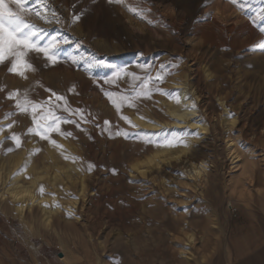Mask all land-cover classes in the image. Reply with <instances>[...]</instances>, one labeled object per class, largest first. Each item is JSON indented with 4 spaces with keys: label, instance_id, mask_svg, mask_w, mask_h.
Segmentation results:
<instances>
[{
    "label": "rangeland",
    "instance_id": "1",
    "mask_svg": "<svg viewBox=\"0 0 264 264\" xmlns=\"http://www.w3.org/2000/svg\"><path fill=\"white\" fill-rule=\"evenodd\" d=\"M6 2L15 8L11 0ZM34 2L28 0L29 5ZM46 3L48 10L44 14L50 24L34 16L29 19L46 28L49 34L67 39L68 43L61 46L62 53L85 60L44 67L42 59H35L37 71L28 72L27 79L9 73L7 63L0 65L3 89L0 127L5 134L0 136L5 143H0V168L11 164L14 158L21 165L30 155L33 168L42 175L47 173V178L52 177L49 150L56 147L35 134H27V129L34 126L32 110L17 111L8 93L19 90L22 97L27 91L29 99L42 103L55 92L65 98L59 102L57 114L80 123V128L74 123H61L62 131L73 133L71 137L56 132L48 135L61 142L63 149L57 148L58 152L76 149L70 160L84 173L87 188L76 205L78 214H72L70 208L63 209L64 215L60 223L54 222V229L43 222L39 209L30 212L33 217L28 213L30 217L26 215L20 220L4 214L0 203L3 233L0 244L8 248L6 257L2 258L0 253V264H70L63 256L74 264H95L97 257L102 263L111 264L122 248L117 245V249L115 241L131 248L137 237L153 246L159 236H164L169 251L178 254V247L190 233L195 241L184 253L190 254L189 264H264L261 249L264 228L259 219L264 214L259 198L264 188V167H258L263 174L260 183L252 180L245 187L246 183L240 180L242 166L252 157L251 146L257 139H264V50H260L264 45L261 31L264 0H123L112 4L108 0H46ZM130 8L145 11L137 15ZM74 16L80 18L74 21ZM96 60L104 61L105 66L93 67L91 74L84 70L85 61ZM161 63L168 65L170 74L162 83L153 82L149 87L180 91L173 87L184 82L187 87L184 93L192 95L198 106L195 116L202 118L203 123L195 118L196 127L174 122L166 109L169 98L159 92H152L150 98L140 97L135 108L125 104L119 112L105 95L111 93L116 98L132 95L138 89L140 82L122 69L142 78L154 77ZM149 65L151 70L146 72ZM115 72L121 73L120 78L115 83H104V78ZM51 98L55 102V97ZM65 107L70 111L82 109L88 122L63 111ZM46 110L42 114L46 115ZM7 113L12 115L6 117ZM122 115L138 128L131 129L121 119ZM105 120L110 122L112 132L127 130L130 137L110 138L103 131ZM231 120L234 124L229 129ZM141 121L156 126L139 125ZM200 123L207 129H201ZM8 124H12L11 129ZM160 128L177 131L186 128L189 132L198 129L200 135L187 137L192 139L187 149L170 148L168 153L174 154L167 160L161 153L156 158L160 161L158 166L157 160L145 165L149 153L160 147L137 137ZM20 132L30 137L29 145L23 142L16 147L5 138ZM9 148L12 150L8 151ZM236 150L243 161L234 157ZM201 163L206 165V171L198 177L191 167ZM89 164L94 165L91 171ZM134 164L148 170L139 174ZM79 188L77 182L71 185L69 197L75 198ZM62 195L58 192V196ZM190 218H194L196 227H187ZM4 220L10 222L12 234L8 227L3 228ZM64 221L73 225L64 228ZM23 243L29 244L31 253L23 249Z\"/></svg>",
    "mask_w": 264,
    "mask_h": 264
},
{
    "label": "bare ground",
    "instance_id": "2",
    "mask_svg": "<svg viewBox=\"0 0 264 264\" xmlns=\"http://www.w3.org/2000/svg\"><path fill=\"white\" fill-rule=\"evenodd\" d=\"M173 88L180 89L179 93H182L181 103L177 104L175 102V99H168L166 103V109L168 115L171 118H174L173 121L176 123H190L189 125L191 127H196L197 121L194 120V118H196L195 116L197 112L196 107L198 106H196V104L194 103L195 100L193 99V97H191L192 95L190 93L187 94L184 93V91L187 88L184 82L176 83ZM184 97H189V99L185 100ZM193 103L196 106L195 108L190 109L189 107H186V105L191 106ZM2 119L3 118L0 113V120ZM133 119L140 120L138 117H134ZM188 119L191 120L188 121ZM233 124L234 122L233 120H231L228 126L229 129L233 127ZM139 125L145 127H151L155 124L148 123L146 121H141ZM199 126L201 129H207L205 128L204 124H201ZM2 134H4V129L3 131H0V136ZM19 134L21 136V143L24 142L26 145H29L30 143L28 142H30L29 141L30 137L29 136L24 137L25 136L24 132H20ZM261 136L262 135H260V137ZM2 137H0V139H2ZM191 141L192 139H187V147H183V148L187 149ZM4 144L5 143L3 142V145ZM58 144L62 146L61 142H58ZM250 144H253L252 141ZM250 144L248 145V147L250 146ZM251 147L253 148H251L249 154L252 155V157L248 159L249 162L245 163V165L242 166V175L246 177L242 179L243 177L242 176L240 178L242 184L246 183L245 187L249 186L252 180L256 181L257 183H260V176L261 177L263 176V174L259 173L258 167L259 166L264 167V139H257L256 143ZM61 148L63 149V146ZM65 149L66 150L64 151L62 150L61 152L60 151L58 152L57 148L51 147L49 150V152L51 153V161L48 167L52 168V173H53L51 178H47V173L42 175L41 172H38L33 168L32 166L33 160L31 159L30 155L26 157L23 162H21V165H18L19 162L18 158H14L11 164H8L5 168L2 167L0 168V203H2L3 205L2 212L4 214H9L13 218L24 220L26 215H28L29 217L31 215V217H33L32 214H30V212L33 209L34 210L39 209L40 217L43 219V222H45L47 226H50L51 229H54L53 227L55 221L60 223V220L62 219L61 218L62 214L64 215L63 209L70 208L72 214L75 213L78 214L76 212L77 211L76 205L79 204L81 200L80 197L85 196V190L87 187L85 184L84 173L81 171V169H79V166L77 164H73L72 161L70 160L76 154V149L73 147L65 148ZM169 149H170L169 147H160L158 149H155L154 151H151L149 153V157L145 161L146 163L145 165H148L152 161L157 160L156 158L159 157L161 153H164L163 154L164 160H167L168 158L172 157L174 153H168ZM233 154L235 155L234 156L235 158L241 157L237 150L233 152ZM65 157H67V159H65ZM238 160L243 161L241 160V158ZM156 164L158 166V164H160V161L157 160ZM201 165L202 163L200 165H196V166L193 165L191 167V169L194 171L196 175H198V177L200 173L206 171L205 168L201 167ZM133 167L134 170L137 171V173L139 174H143L144 172H146V170H148V169H143L144 167L143 165L141 166L138 164H134ZM42 178L43 180L41 181ZM76 182L78 183L80 188L77 190L78 191L77 196L75 198H71L69 197L70 186L75 185ZM263 185H264V178H263ZM41 186H43V193L40 192ZM58 192L63 194L62 197L58 196ZM241 195H243V192L241 193ZM259 198H261V202L264 207V188ZM54 199H57V201L54 204H52ZM259 219L261 220L262 227L264 228V214H261ZM183 224L182 226H184ZM71 225H73V222L64 221L62 226L64 228H70ZM187 227L188 228L196 227V222L194 218H190ZM183 241H184L183 244L180 247H178V254L176 252L175 254L173 251H169L170 248H168L169 245L166 238H164V236H159L156 239V242L153 244V246L145 244L143 239L137 237L135 239L134 245H132L131 248L128 246H124L122 241L116 240L115 241L116 248L118 249L117 245L121 246L122 248L121 250L119 249V253H116L118 257L116 258L114 257L115 260L111 259L112 260L111 264H189L190 254L188 256L184 253H187L185 252L186 248L187 250H189L192 246V243H194L195 241L194 234L193 233L187 234L186 238ZM235 242L237 243V241ZM175 244L176 243L174 242L173 245L175 246ZM60 246H62L65 249L63 243H61ZM175 247L177 248V246ZM261 249L264 252V247H262ZM114 251H118V250H114ZM62 259L70 264L71 263L74 264L73 261L66 259L64 256L62 257ZM95 264H105V263H102V261H100V259L97 257Z\"/></svg>",
    "mask_w": 264,
    "mask_h": 264
},
{
    "label": "snow or ice",
    "instance_id": "3",
    "mask_svg": "<svg viewBox=\"0 0 264 264\" xmlns=\"http://www.w3.org/2000/svg\"><path fill=\"white\" fill-rule=\"evenodd\" d=\"M122 2L123 0H108L109 4ZM11 4H14L15 8L9 6V3H7L6 0H0V65H5L6 63L10 65L7 67L9 73H15L20 77L27 79L28 72L34 73L37 71V68L33 63L35 59H42L44 61V67L54 66L62 61L79 64L80 61L85 60L84 57L77 58L62 53L61 46L68 43L67 39L59 38L58 34H49L46 28L40 27L29 19V17L34 16L35 18L44 21L45 24L51 23L44 14L48 10L46 0H35L31 5H29L28 0H11ZM129 11L141 15L145 10L130 8ZM52 15L55 17V11L52 12ZM208 15H210V13ZM79 18V16H74L73 20L75 21ZM56 22L59 23V20ZM149 23H151V21H149ZM261 31H264V29ZM260 50H264V45H261ZM101 66H105L104 61L102 60L85 61L84 70L91 74V69L93 67ZM175 66L176 65H173L172 67ZM145 70L146 72H150L151 66H147ZM121 71L125 72L126 75L131 76L135 81H139L140 83L138 89L133 90L132 95H120L113 98V94L105 93L116 107L117 112H119L121 107L125 104L129 107L135 108L136 101L140 97L150 98L152 92H159L160 94L167 96L169 99H175L177 104L181 103L179 90H167L159 86L149 87L153 82L157 85L162 83L164 78L170 74L171 69L168 65L161 63L154 77L147 75L142 78L135 73H127L123 69ZM120 75V72H115L112 76L104 78V83H115L116 79L120 78ZM2 90L3 89L0 88V91ZM70 91H72V89H70ZM51 97H55V102L52 101ZM51 97L45 102L38 103L28 98L27 91H25L22 97L19 95V90H14L8 93V99L14 100L17 111L28 113L30 109L32 110L31 118L34 126L27 129V134H35L42 140H48L49 143L59 149L62 146L59 145L56 140L51 139L48 134L50 132H56L61 136L71 137L73 133L70 131H62L60 124L74 123L77 128H80V123L57 114V109L60 108L59 102L65 99L63 96L52 92ZM184 99L187 100L189 97H184ZM45 106H47V110ZM186 107L191 109L196 106L193 103L191 106L186 105ZM37 109H40V111L38 112ZM45 110L46 115L42 114ZM63 111L69 112L70 115L78 116L79 119L85 123L88 122L87 116L84 115L82 109L70 111L65 107ZM9 115H12V113H7L6 117ZM228 115L232 114L229 113ZM121 119L125 121L131 129L135 130L138 128L137 125L131 122L129 117L122 115ZM141 119H144V117H141ZM195 119L199 120L201 123L204 122L200 117H196ZM53 125H55V127H53ZM104 126L103 131L108 132L110 138L122 136L125 139H128L130 137V132L127 130H117L116 132H112L108 120L104 121ZM7 128L11 129L12 124H8ZM0 131H3V128H0ZM189 135L199 137L198 129L189 132L186 128L180 131H177L176 129L160 128L153 133L145 132L142 137L138 136L137 138L157 147L175 148L177 146L187 147V137ZM6 139L12 140L16 147H19L21 144L20 134L13 133L9 137H6ZM0 143H2V139H0ZM11 150V148L8 149V151ZM37 151H39V149H37ZM65 159H67V157H65ZM93 167L94 165L89 164L88 170L91 171ZM201 167L206 168V165L202 164ZM113 173L115 174L114 169ZM40 192L43 193V186H41Z\"/></svg>",
    "mask_w": 264,
    "mask_h": 264
},
{
    "label": "crops",
    "instance_id": "4",
    "mask_svg": "<svg viewBox=\"0 0 264 264\" xmlns=\"http://www.w3.org/2000/svg\"><path fill=\"white\" fill-rule=\"evenodd\" d=\"M10 222L8 221V220H4V222H3V228H5V227H8V232L9 233H11L12 234V228H11V226H9L8 224H9ZM1 230V229H0ZM7 232V233H8ZM7 234L8 236H10L11 234ZM0 234L2 235V237H3V233L0 231ZM16 241V240H15ZM14 241V242H15ZM16 243V242H15ZM33 246H34V243H32V242H30ZM22 246H23V249H25V251L26 252H29V253H31L30 251H31V248H30V246H29V244L28 243H23L22 244ZM7 250H8V248H7V246L3 243H1L0 244V253H2V258H4V257H6L7 256ZM4 254V255H3ZM17 256H19V254L17 253ZM19 257H21V258H23L24 259V257H22V256H19ZM3 261H5V260H3ZM6 262V261H5Z\"/></svg>",
    "mask_w": 264,
    "mask_h": 264
}]
</instances>
